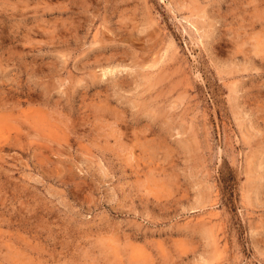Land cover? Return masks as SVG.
Here are the masks:
<instances>
[{
  "label": "rangeland",
  "instance_id": "obj_1",
  "mask_svg": "<svg viewBox=\"0 0 264 264\" xmlns=\"http://www.w3.org/2000/svg\"><path fill=\"white\" fill-rule=\"evenodd\" d=\"M0 264H264V0H0Z\"/></svg>",
  "mask_w": 264,
  "mask_h": 264
}]
</instances>
